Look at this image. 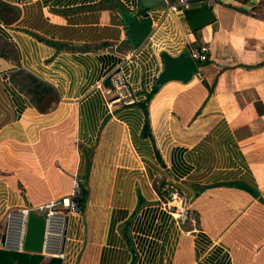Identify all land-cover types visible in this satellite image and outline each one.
<instances>
[{"label":"crops","instance_id":"1","mask_svg":"<svg viewBox=\"0 0 264 264\" xmlns=\"http://www.w3.org/2000/svg\"><path fill=\"white\" fill-rule=\"evenodd\" d=\"M1 2L18 13L0 14V248L11 211L69 196L78 175L87 195L66 220L62 264H264V0L255 12L222 0L196 33L186 11L210 60L162 86L159 49L177 26L163 1ZM140 12L156 36L131 55ZM122 66L135 104L109 93ZM21 71L54 90L48 111L12 82ZM160 182L189 200L185 224Z\"/></svg>","mask_w":264,"mask_h":264},{"label":"built area","instance_id":"2","mask_svg":"<svg viewBox=\"0 0 264 264\" xmlns=\"http://www.w3.org/2000/svg\"><path fill=\"white\" fill-rule=\"evenodd\" d=\"M167 8V15L173 14L177 18V26L171 36L170 46L159 49L161 53L170 55H180L188 53L198 64H205L210 60V47L206 43L198 44L193 40L190 30L185 28L181 22V16L194 7H202L207 5L214 8L217 0H207L193 3L190 0H179L178 3H171L170 0H162ZM136 18L143 20L144 15ZM156 28L153 25V31L145 41L154 43L156 36ZM144 44V45H145ZM143 45V46H144ZM142 46V47H143ZM187 51V52H186ZM136 52L132 53L134 55ZM110 82V92L116 95V101L123 104H135L134 90L129 83L128 76L123 70V66L114 70L107 78ZM164 200L163 208L171 214L181 224H185L189 220V200L186 196L181 195L178 190L170 183H165L162 187ZM83 194V179L76 175L73 178V188L69 196L59 199H52L37 206H31L21 210L18 216L16 212H10L4 231V239L2 246L13 247L19 252H24L23 242L26 230L27 216L30 212H35L44 216L46 221L45 235L43 240L42 255L45 258H56L64 260L63 242L65 238L66 220L69 216H77L81 214L83 207L81 205V197ZM18 234L20 239L18 240ZM13 239H15L13 242Z\"/></svg>","mask_w":264,"mask_h":264},{"label":"water","instance_id":"3","mask_svg":"<svg viewBox=\"0 0 264 264\" xmlns=\"http://www.w3.org/2000/svg\"><path fill=\"white\" fill-rule=\"evenodd\" d=\"M162 4V0H144L146 9ZM143 15L141 12L137 15ZM130 46L132 53L137 52L145 44V41L153 31V21L149 15L144 19L132 18L128 20ZM164 69L160 74L157 85L162 86L170 81L188 83L194 75L199 73L198 63L190 55L182 53L172 56L163 53ZM46 221L44 216L30 212L27 216L26 230L24 235L23 250L31 254H42L43 240L45 235Z\"/></svg>","mask_w":264,"mask_h":264},{"label":"trees","instance_id":"4","mask_svg":"<svg viewBox=\"0 0 264 264\" xmlns=\"http://www.w3.org/2000/svg\"><path fill=\"white\" fill-rule=\"evenodd\" d=\"M193 3H197L200 1H207V0H190ZM221 0H217V3H220ZM237 6L233 8L239 11H242L239 1L233 0ZM259 3V2H257ZM262 3V2H261ZM246 5V4H244ZM259 5V4H257ZM260 7L257 8L259 10ZM255 10V11H257ZM250 11V12H255ZM18 8L17 7H10L8 4L0 3V14L2 18L6 21H10L17 16ZM216 22V17L212 13V9L207 5L202 7H194L188 16V24L192 32L196 33L199 29L205 27L206 25L213 24ZM8 52L11 54V50L8 49ZM202 64H199L201 66ZM12 82L17 85L22 91L30 94L32 96L33 101L39 108V110L45 112L48 111L54 101L56 100L54 90L44 82L39 81L38 79L34 78L33 76L29 75L25 72H17L11 76ZM109 85V83H108ZM158 89V88H156ZM147 114V110H145ZM165 182L161 185V197L164 198V194L162 193V187ZM250 191V190H249ZM251 193L256 194L255 192ZM86 191L83 189V194L81 197V205L84 206L86 200ZM264 203V200L261 199ZM45 257L42 254H31L27 252H11L3 249L1 246L0 248V264H43ZM63 261L61 259L52 258L50 264H62Z\"/></svg>","mask_w":264,"mask_h":264},{"label":"rangeland","instance_id":"5","mask_svg":"<svg viewBox=\"0 0 264 264\" xmlns=\"http://www.w3.org/2000/svg\"><path fill=\"white\" fill-rule=\"evenodd\" d=\"M238 1H239L240 6H242L241 7L242 11H255V10H257L258 7H260V4H261V3H257V0H238ZM244 4H246V5H244ZM257 4H259V5H257ZM157 185L161 186L162 183L160 182Z\"/></svg>","mask_w":264,"mask_h":264}]
</instances>
